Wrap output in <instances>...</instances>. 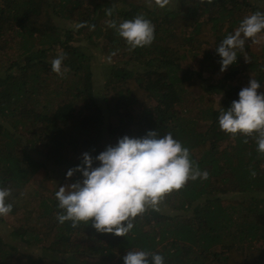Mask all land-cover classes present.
Listing matches in <instances>:
<instances>
[{
    "label": "trees",
    "instance_id": "16d2710c",
    "mask_svg": "<svg viewBox=\"0 0 264 264\" xmlns=\"http://www.w3.org/2000/svg\"><path fill=\"white\" fill-rule=\"evenodd\" d=\"M115 3L122 5L118 13ZM148 4L0 0V65L5 69L0 76V187L11 189L8 215L17 226L10 236L19 245L48 243L55 254L33 257L0 236V264H123L126 252L136 250L160 253L165 264H264V154L257 151L255 134H227L217 120L251 78L261 83L258 92L264 91V33L246 41L244 52L238 51L236 62L223 72L215 51L244 17L264 12V4L191 0L160 12ZM141 14L155 26V39L130 50L106 21ZM54 16L82 26L59 27ZM86 28L96 30L118 59L105 64L104 107L92 87L93 56L86 45H74ZM58 48L68 69L62 76L47 59ZM214 76L221 77L212 82ZM216 96L218 103L211 99ZM201 122L209 123L203 132L195 127ZM149 130L172 133L188 148L194 165L208 172L207 179L188 180L166 194L159 209L133 218L124 237L97 232L91 222L59 223L55 192L82 179L79 172L65 175L80 164L81 154L94 157L124 135L138 138ZM224 141L228 145L221 149ZM55 168L58 180L53 182L49 175ZM163 206L191 215L165 214ZM236 211L257 213L262 221L239 225ZM54 251L66 254L62 262Z\"/></svg>",
    "mask_w": 264,
    "mask_h": 264
},
{
    "label": "clouds",
    "instance_id": "9594fccd",
    "mask_svg": "<svg viewBox=\"0 0 264 264\" xmlns=\"http://www.w3.org/2000/svg\"><path fill=\"white\" fill-rule=\"evenodd\" d=\"M148 3L164 9L170 0H148ZM106 15L111 16L112 10H106ZM106 23L130 50L150 46L155 39V26L142 14L119 23L115 20ZM260 33H264V12L244 17L215 47L220 71L234 64L238 51L244 52L246 41L255 40ZM64 59L65 54L60 52L51 61V70L57 75L68 71ZM261 87L258 80L251 78L239 90L238 98L229 107L221 108L217 120L219 129L227 134H255L257 151L264 154V91L258 92ZM80 160L65 175L72 177L74 172H79L82 179L60 186L55 192L61 209L57 221H71L73 226L91 222L97 232L123 237L132 230L133 218L148 208H157L166 194L181 189L188 180L208 177L206 170L194 165L188 148L170 132L161 136L149 130L138 138L124 135L94 157L89 152L82 153ZM10 196V188L0 187V217L12 211ZM122 259L123 264H165L162 254L145 250L128 251Z\"/></svg>",
    "mask_w": 264,
    "mask_h": 264
},
{
    "label": "rangeland",
    "instance_id": "374dc122",
    "mask_svg": "<svg viewBox=\"0 0 264 264\" xmlns=\"http://www.w3.org/2000/svg\"><path fill=\"white\" fill-rule=\"evenodd\" d=\"M187 1H191V0H179V2L181 4L182 3L185 4ZM249 1H252V2H255V3H259V4H261L260 6H262L264 4V2H263L264 0L263 1H261V0H249ZM179 2L177 0H171L170 4H173L174 6H176V3H179ZM121 6H122L121 4L115 3V12L118 13L121 10ZM147 7L152 9L153 5L150 6L148 4ZM124 8H126V7H124ZM156 8L158 9V12H160V10H162V9H160L158 7H156ZM166 9H167V7H166ZM54 17H55V22H56L57 26L62 27V28H70L71 30L77 29V27H76L77 23H75L73 21L70 22L69 20L66 21L64 18L60 19L61 17H56V16H54ZM118 19H120V18H118ZM96 32L97 31L92 29V28L91 29L90 28L84 29L83 31H81L76 36L75 39L77 40V42H75L74 45H79V43L81 45H86L87 46V50L93 56L92 57V62H91L92 78H93L92 87L94 88V91L96 92V100L98 101L100 106L103 105V107H104V101H103V98H102L103 97V94H102L103 90L102 89H105V88H103V86L105 85V79H106V73L104 71L105 70V64L112 65V63L113 62L115 63V61H118V59L116 58V56L113 53H111V51L113 49L112 46L109 45L107 41H103L100 38H98L97 35H96ZM13 48H15V47L13 46ZM60 52H61V50L59 48L56 49L53 53L48 54L47 59L49 61H51ZM199 66H200L199 61H195V68H199ZM4 73H5V69H4V67H2L0 65V76L4 75ZM209 75H211V74H209V73L205 74L203 78L207 79V78H209ZM220 77L221 76H214L211 81L215 82ZM211 99L216 100L215 102L218 103L221 98L219 96H216L214 98L211 97ZM214 112L217 113L216 111H214ZM195 127H196V130H198L200 132H203L204 130L209 128V123H202V122L201 123H197L195 125ZM27 138L28 137H25V141L27 140ZM107 145H111V144L108 143V144H106V146ZM227 145H228L227 141L222 142L221 143V149H224ZM79 154H81L80 151H79ZM54 170H55V172L51 173V175H49V177H50V179L53 182H56V180H58L57 176H58L59 169L55 168ZM226 197L227 198L230 197V199H239L242 196L238 195V194H228ZM159 208L160 207H158V209ZM162 212H164L165 214H170V215H176V214H180L181 215L182 214L183 218H186V217L191 215V211H185V212L180 213L179 211L177 212L175 210L169 209L166 206H163ZM238 212H240V211H236V213H234L233 215L236 218V220H238L237 224H239V225L240 224L248 225L249 222L250 223H252V222L261 223V221H262V217L257 215V213H253V214L247 215V213L246 214L245 213L242 214V213H238ZM241 214H242V216H241ZM16 226L17 225L14 222V217L9 216V215L3 217V222L0 223V236L3 237L5 242H8V243H11V244H14V245L16 244L20 251H24L26 253H29L33 257L42 256V257L50 259L53 256H55L53 251H51V250H49L47 248L48 243L41 244V245H35V246H33V245L32 246H27V245H23V243L20 242V245H19L18 244V240L14 239V238H12V236H10V232L12 231L13 227L15 228ZM164 244H168V243L165 242ZM54 252L58 255L60 261H61V257L64 258L66 256V254L62 255V254H60V253H58L56 251H54Z\"/></svg>",
    "mask_w": 264,
    "mask_h": 264
}]
</instances>
